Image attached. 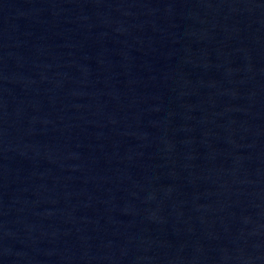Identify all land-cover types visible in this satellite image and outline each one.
<instances>
[{"label": "water", "instance_id": "95a60500", "mask_svg": "<svg viewBox=\"0 0 264 264\" xmlns=\"http://www.w3.org/2000/svg\"><path fill=\"white\" fill-rule=\"evenodd\" d=\"M0 264H264V0H0Z\"/></svg>", "mask_w": 264, "mask_h": 264}]
</instances>
